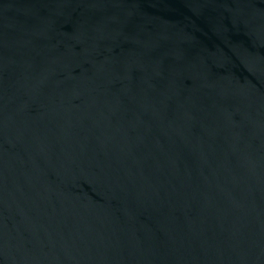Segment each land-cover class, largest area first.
<instances>
[{"label":"water","instance_id":"water-1","mask_svg":"<svg viewBox=\"0 0 264 264\" xmlns=\"http://www.w3.org/2000/svg\"><path fill=\"white\" fill-rule=\"evenodd\" d=\"M0 264H264V0H0Z\"/></svg>","mask_w":264,"mask_h":264}]
</instances>
